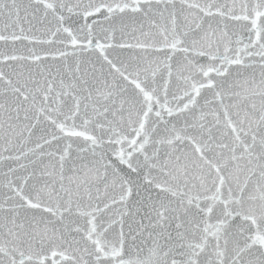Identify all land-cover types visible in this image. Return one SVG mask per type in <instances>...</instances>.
Masks as SVG:
<instances>
[{
  "label": "snow or ice",
  "instance_id": "obj_1",
  "mask_svg": "<svg viewBox=\"0 0 264 264\" xmlns=\"http://www.w3.org/2000/svg\"><path fill=\"white\" fill-rule=\"evenodd\" d=\"M0 264H264V0H0Z\"/></svg>",
  "mask_w": 264,
  "mask_h": 264
}]
</instances>
